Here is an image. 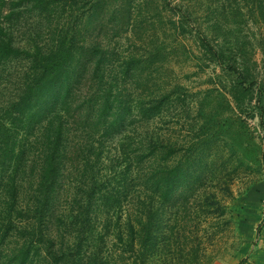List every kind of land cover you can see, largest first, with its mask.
Returning <instances> with one entry per match:
<instances>
[{
  "label": "trees",
  "instance_id": "obj_1",
  "mask_svg": "<svg viewBox=\"0 0 264 264\" xmlns=\"http://www.w3.org/2000/svg\"><path fill=\"white\" fill-rule=\"evenodd\" d=\"M192 2L0 0V264H155L163 207L188 178L200 177V161L213 145L219 116L230 113L235 135L255 143L249 120L258 108L264 121V82L258 80L257 63L251 66L242 48L232 46L230 27L238 18L264 24V0ZM62 8L72 17L66 24L56 22V33L48 23L50 44L41 39L40 24L24 44L15 41L16 29L29 19L49 22ZM162 14L171 36L192 41L187 55L194 65L214 66L226 80L211 78L206 89L196 91L177 84L157 100L149 72L163 52L156 46L159 53L126 64L135 90L119 85L123 69L104 35L117 37L129 28L148 32L157 23L150 21ZM140 88L147 93L137 94ZM182 105L196 113L185 138L146 132L133 144L124 135L144 130ZM119 136L124 156L120 169L111 173L119 177L111 185L114 181L97 177L106 176V148ZM74 175L81 181L72 192L64 180ZM128 199H137L141 209L119 235L125 248L109 253L106 235L99 234V213L114 204L121 209ZM184 250L190 252L188 246Z\"/></svg>",
  "mask_w": 264,
  "mask_h": 264
},
{
  "label": "rangeland",
  "instance_id": "obj_2",
  "mask_svg": "<svg viewBox=\"0 0 264 264\" xmlns=\"http://www.w3.org/2000/svg\"><path fill=\"white\" fill-rule=\"evenodd\" d=\"M181 1L186 5L194 4L192 0ZM200 3L204 4V1ZM145 11L153 10L147 7ZM71 17L72 13L65 8L56 11V14L54 12L49 22L32 17L28 25L16 29L15 41L24 44L29 33L33 32L31 29L40 24L41 39L47 40L48 45L53 37L46 29L48 25L51 24L56 33L55 23L66 24ZM154 17L150 23L157 22L156 26L148 32L141 33V29L129 28L117 37L111 33L104 35L106 46L109 44L110 52L114 53V62L123 69L119 74V85L129 88L128 92L135 90L133 78H127L125 74L126 69L130 68L126 64L133 59L147 60L151 54L158 52L156 46L162 48L163 52L156 55L154 66L149 72L155 81L150 82L151 92L157 100L166 96L172 90L170 88L177 84L196 91L206 89L211 78L215 83L226 80L217 74L218 70L214 66L200 70L194 65L192 56L187 55L192 41H187L184 36H171L166 14ZM236 21L239 23L230 27L231 44L242 48L251 66L253 61L257 63L258 80L264 82V49L259 48L264 47V24H246L241 18ZM154 33L157 34L155 38L146 39L147 34ZM174 42L179 46L173 53L171 46ZM174 54L176 56L173 57ZM136 91L137 94L147 93L141 88ZM217 98L222 99L220 96ZM256 98L253 107L256 106ZM219 100L216 101L221 104ZM180 112L182 114L178 116ZM195 115L193 111L188 113L183 105L170 108L162 119L156 120L147 129L134 130L130 134L126 130L124 135L127 134L133 144L146 132H164L173 137L182 135L185 138L188 131L192 130L190 127L194 125L192 120ZM260 115L261 111L256 108L253 119L249 120L256 137L255 143L251 144L247 137L238 138L235 135L231 128L230 113L222 114L215 121L213 145L207 151V157L200 161V177L185 181L163 207L162 218L157 221L161 248L155 264H241L244 260V264H264V121L261 122ZM122 137L108 143L107 160L103 165L106 176L97 177L102 179L101 182L112 180L114 182L111 185H115L119 178L113 177L115 174L111 173L113 169H120V161L124 156L120 147L125 143ZM80 181L81 177L75 175L64 180L70 184L72 192ZM135 201L128 199L121 209L119 204H114L109 210L101 209L99 234L101 237L106 235L109 253L116 254L117 248L124 249L127 245L121 246L119 239L127 225L135 223L134 219L141 209L139 201ZM186 246L190 249L188 253L184 250Z\"/></svg>",
  "mask_w": 264,
  "mask_h": 264
},
{
  "label": "crops",
  "instance_id": "obj_3",
  "mask_svg": "<svg viewBox=\"0 0 264 264\" xmlns=\"http://www.w3.org/2000/svg\"><path fill=\"white\" fill-rule=\"evenodd\" d=\"M263 253V252H262ZM264 254V253H263ZM264 257V256H263Z\"/></svg>",
  "mask_w": 264,
  "mask_h": 264
}]
</instances>
